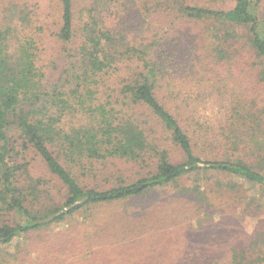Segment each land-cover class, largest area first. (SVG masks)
Segmentation results:
<instances>
[{
    "label": "trees",
    "instance_id": "trees-1",
    "mask_svg": "<svg viewBox=\"0 0 264 264\" xmlns=\"http://www.w3.org/2000/svg\"><path fill=\"white\" fill-rule=\"evenodd\" d=\"M217 1L49 0L47 46L39 1L0 0V264H164L132 257L160 233L91 240L157 197L264 212V0ZM258 223L165 264H264Z\"/></svg>",
    "mask_w": 264,
    "mask_h": 264
},
{
    "label": "rangeland",
    "instance_id": "rangeland-1",
    "mask_svg": "<svg viewBox=\"0 0 264 264\" xmlns=\"http://www.w3.org/2000/svg\"><path fill=\"white\" fill-rule=\"evenodd\" d=\"M36 1H39L41 7L44 8L42 19H46L45 23L47 29H49L45 32L44 37L47 41V46H52L55 43L54 31L57 28V23L54 20L57 19V16L52 10L49 0ZM216 3H227L229 5L231 0H218ZM232 68L235 69V67ZM251 71L253 73L254 69L252 68ZM254 80L252 76H247L243 85L248 88L249 95H260L264 92V83L255 84ZM206 108V113H210L212 116H215L218 111V106L215 104L208 105ZM156 201L159 204L149 203L146 206L150 207V211L147 215L145 214L146 216L143 219L118 216L107 222H101L98 225V231L96 230V233L92 235L91 240L94 242L100 238L101 242L104 240L115 242L118 235L127 232H156L167 238L159 243V246H161L159 252L133 249V252H137L136 255L132 256L133 259L137 258L138 261H146L148 257H157L162 254V260L165 264L167 261L181 257L184 254V247H195L198 241L206 242L209 244V250H213L218 256L227 258L230 244L225 240H234L240 247H247L251 237L258 230V222L264 221V212L259 216H255L253 210L251 213L241 214L239 209L237 216H235L232 212L223 211L221 208L215 211L211 218L205 219L206 212L204 207L188 201L186 198L174 199L172 204L162 202L163 198L161 197H157ZM236 225L238 230L235 232ZM220 239L223 241L219 242ZM122 242L124 241L120 243ZM198 254L194 253V255ZM112 259L114 260L112 264L121 263L123 259L126 260L119 253L114 254Z\"/></svg>",
    "mask_w": 264,
    "mask_h": 264
}]
</instances>
